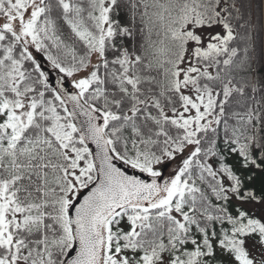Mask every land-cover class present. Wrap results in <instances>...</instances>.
<instances>
[{
	"label": "snow or ice",
	"instance_id": "1",
	"mask_svg": "<svg viewBox=\"0 0 264 264\" xmlns=\"http://www.w3.org/2000/svg\"><path fill=\"white\" fill-rule=\"evenodd\" d=\"M264 0H0V264H264Z\"/></svg>",
	"mask_w": 264,
	"mask_h": 264
},
{
	"label": "trees",
	"instance_id": "2",
	"mask_svg": "<svg viewBox=\"0 0 264 264\" xmlns=\"http://www.w3.org/2000/svg\"><path fill=\"white\" fill-rule=\"evenodd\" d=\"M256 19H257V23L258 24L262 23V21H261V11H260V8L257 9Z\"/></svg>",
	"mask_w": 264,
	"mask_h": 264
},
{
	"label": "rangeland",
	"instance_id": "3",
	"mask_svg": "<svg viewBox=\"0 0 264 264\" xmlns=\"http://www.w3.org/2000/svg\"><path fill=\"white\" fill-rule=\"evenodd\" d=\"M261 11V21L264 23V8H260Z\"/></svg>",
	"mask_w": 264,
	"mask_h": 264
}]
</instances>
